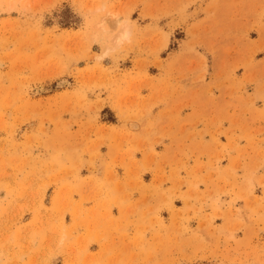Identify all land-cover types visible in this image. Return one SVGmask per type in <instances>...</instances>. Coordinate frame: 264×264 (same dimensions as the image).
I'll list each match as a JSON object with an SVG mask.
<instances>
[{
    "label": "rangeland",
    "instance_id": "1",
    "mask_svg": "<svg viewBox=\"0 0 264 264\" xmlns=\"http://www.w3.org/2000/svg\"><path fill=\"white\" fill-rule=\"evenodd\" d=\"M0 264H264V0H0Z\"/></svg>",
    "mask_w": 264,
    "mask_h": 264
},
{
    "label": "clouds",
    "instance_id": "2",
    "mask_svg": "<svg viewBox=\"0 0 264 264\" xmlns=\"http://www.w3.org/2000/svg\"><path fill=\"white\" fill-rule=\"evenodd\" d=\"M120 26L122 28L121 37L118 41V44L131 43L133 39V31L131 25L127 21H121ZM106 55L108 53H105Z\"/></svg>",
    "mask_w": 264,
    "mask_h": 264
},
{
    "label": "bare ground",
    "instance_id": "3",
    "mask_svg": "<svg viewBox=\"0 0 264 264\" xmlns=\"http://www.w3.org/2000/svg\"><path fill=\"white\" fill-rule=\"evenodd\" d=\"M120 37H121V35H120Z\"/></svg>",
    "mask_w": 264,
    "mask_h": 264
}]
</instances>
